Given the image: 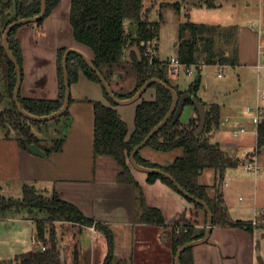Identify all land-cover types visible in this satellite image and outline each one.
<instances>
[{"label": "trees", "instance_id": "16d2710c", "mask_svg": "<svg viewBox=\"0 0 264 264\" xmlns=\"http://www.w3.org/2000/svg\"><path fill=\"white\" fill-rule=\"evenodd\" d=\"M60 0H46V17ZM144 0H71L69 21L72 27L74 39L88 47L92 52V62L100 73L107 79L117 98L132 96L136 90L149 78L158 77L175 88L179 95L188 92L199 100L198 89L201 83V70L195 73L185 90H180L170 78V66L168 59H161L155 54L152 61L145 53L146 46L141 42L151 39L158 47L159 23L148 19ZM181 1L169 3L177 13L181 12ZM197 6L210 7L214 0H197ZM41 0H0V17L3 28L17 18L34 16L40 12ZM148 9V8H147ZM148 11V10H147ZM43 17V18H44ZM42 19L37 23L42 22ZM129 20L126 27L125 21ZM21 25L14 26L8 35L9 47L16 58L22 73V48L16 37V31ZM3 33V32H2ZM238 26L236 24L221 25L205 22L186 20L179 23L178 41L176 42V57L186 64L203 61L205 64L236 65L238 63ZM137 43L140 55L131 54V61L124 57L127 46ZM66 48L57 51V98H31L23 97L20 93L18 100L21 106L36 115L50 114L59 109L64 100L65 87L63 84L62 57ZM156 53V52H155ZM82 71L88 78L96 81L101 86L97 75L87 65L82 56L70 52L67 57V72L69 83L77 80ZM114 75H117L114 78ZM0 78L4 83L3 92L0 94V102H4L0 108V127L5 129L4 137H15L22 148H27L31 143L44 148L48 153L59 150L63 141L62 136L51 140L50 145L43 144L40 138L32 130V124L39 120H33L20 113L13 99L16 83V70L8 57L2 44L0 32ZM131 79V87H125L120 83ZM118 85V87H117ZM149 87L155 89V96L151 100L141 99L135 107L134 128L128 135L125 121L113 107L115 102L108 96L102 86L105 97L110 104L96 100L94 107V152L96 154H109L122 166L118 179L123 182L136 183L130 173L128 157L135 145H137L150 132V130L164 117L172 101L171 92L159 83H152ZM71 98L69 97V102ZM206 119L203 130L196 134L199 125V117L183 123L178 118L172 122V116L155 132L146 145L160 151L172 150L182 147L183 153L175 157L170 163L158 164L144 159L135 154L138 163L160 168L169 173L186 191L206 202L212 213L213 224L239 225L251 229L250 220H231L228 216L221 192L210 196L204 184L200 183L198 176L204 168H212L215 171V185L218 186L224 179L227 167L237 165L240 161L232 157L218 143L211 142L208 133L219 124L220 110L217 103L206 104ZM193 102L188 97L185 105ZM68 108L60 116L59 120L68 116ZM45 121V120H43ZM68 122L64 123L66 131ZM257 140L256 148L264 146V115L256 124ZM12 134V135H11ZM160 178L175 190L174 184L165 176L156 173H147V180L154 181ZM180 192V191H179ZM181 193V192H180ZM194 206L207 214L204 207L194 202ZM140 211L138 220L145 223L165 225L161 211L154 206L145 203L143 196L139 198ZM7 212L25 213L27 218L35 223V236L42 241L45 249L38 247L34 251L20 253L15 256L22 264H62L56 240V231L53 222L56 220L70 221L85 225H94L103 232L107 242V252L102 264H128L124 259L116 256L114 252V234L112 229L103 222L95 221L73 203L60 198L56 192L45 194L34 187L24 184L20 197L4 196L0 193V218ZM44 213V216H32ZM205 226L197 230L190 222H176L172 226V249L175 254L177 248L183 243L203 236ZM191 248H186L180 256L181 264H193ZM9 264V263H8Z\"/></svg>", "mask_w": 264, "mask_h": 264}, {"label": "crops", "instance_id": "0c3cea01", "mask_svg": "<svg viewBox=\"0 0 264 264\" xmlns=\"http://www.w3.org/2000/svg\"><path fill=\"white\" fill-rule=\"evenodd\" d=\"M70 4L71 0H60L42 22H30L18 27L16 37L21 44L23 54L19 93L23 97L57 98L59 48L74 47L92 59L91 50L74 39L69 21ZM128 24L125 21L126 27ZM257 31L258 34L255 32L257 47L250 57L244 56L238 43V62H248L246 67L249 68L245 72L251 75L253 72L257 73L259 79L264 69L257 68L258 62L264 60V53L261 52L263 49L260 47L261 33L264 31L260 32L259 28ZM238 36L237 34V42ZM135 44L137 43L130 44L124 51V57L127 59L126 50L132 48L130 59H127L129 61L131 54L138 56L133 47ZM170 75L173 77L172 82L180 90L188 87L179 84L176 80L178 75ZM122 84H125V81L120 83ZM69 90L71 98L68 103L69 114L60 118L69 123L66 131L61 135L63 138L61 148L48 153L38 145L45 151L43 155L33 153L28 148H22L18 142H13L11 149L14 152L16 175L7 177L6 181L18 186L21 195L24 184L48 195L56 192L60 198L76 205L84 215L108 225L114 234L116 256L124 259L128 264H175L171 240L173 224L186 221L192 223L197 230L204 226L206 228L204 212L162 179L148 181L147 172L133 167L129 158L127 162L130 173L136 183L120 181L118 175L122 171V166L117 160L109 154L94 152L93 102L99 100L110 104L102 86L80 71L77 80L70 83ZM154 96L155 89L148 87L136 101L113 105L125 121L128 135L134 128L136 104L141 99L151 100ZM198 96L206 104L217 103L209 98L204 99L199 94ZM217 104L220 110L219 124L208 133L209 140L218 143L232 157L242 160L244 166L249 160L255 161L252 159L255 155L251 154L256 148V124L248 129L230 113L221 118V107L219 103ZM184 111L186 118L182 119L181 114ZM181 114L180 121L188 122L196 117L195 106L184 105ZM239 124H242L246 130L233 136L232 131L237 129ZM227 125H230L228 129ZM9 139L4 135L0 136V143H5ZM52 139L46 141L40 138L46 145H50ZM138 152L144 159L167 164L181 155L183 149L176 147L172 150L160 151L144 145ZM232 167L226 168L224 179L218 186L215 185V171L212 168H204L198 180L206 186L210 196L216 195L218 191L221 192L231 220L249 221L264 208V205L261 207L257 205L259 194L255 189L244 203L241 195L236 197L238 189H245V186L243 180L239 178L238 170ZM254 179L256 181L258 177L254 176ZM141 195L147 205L157 207L161 211L165 225L138 220ZM18 220L30 221L35 228L34 221L24 215H20ZM53 224L62 264H69L68 261L71 264H102L107 252V242L102 231L94 225L70 221L56 220ZM258 226L247 229L239 225L212 223L207 240L191 248L193 264H264V230L258 229ZM34 236L35 232L32 238ZM64 243L67 256H69L67 249L69 246L74 255L67 257L68 261L63 256Z\"/></svg>", "mask_w": 264, "mask_h": 264}, {"label": "rangeland", "instance_id": "374dc122", "mask_svg": "<svg viewBox=\"0 0 264 264\" xmlns=\"http://www.w3.org/2000/svg\"><path fill=\"white\" fill-rule=\"evenodd\" d=\"M173 1L179 0H144L143 2L148 19L159 23L158 47L155 53L157 57L167 59L176 56L177 47L175 43L178 41V26L180 22L186 20L221 25L236 24L239 32L238 43L244 52V56L250 57L256 50L255 32L258 34L259 23L264 27V0H214V5L210 7L195 5L197 0H180V13H177L174 7L169 4ZM126 22L128 24L129 20ZM3 30V21L0 17L1 37ZM260 45L264 49V32L261 33ZM247 63L239 61L234 66L205 64L201 69V83L197 93L204 99L209 98L220 104L221 118L229 113L234 114L233 116L237 117V120L249 129L255 123L252 122L251 113L246 107L257 104L264 106V100L260 99L258 92L259 87H264V69H262L261 77L257 79V73L253 72L251 75L245 72L249 68L246 67ZM194 76L195 74L188 76L181 70L176 80L182 87H186ZM170 78L173 79L171 75ZM127 81L128 83H126ZM127 81L125 80V87H131V79L128 78ZM3 88L4 83L0 78V94L3 92ZM3 104L4 102L1 101L0 108ZM181 118H186V111L181 114ZM64 123L62 119L39 121L32 124V130L43 140L52 139L63 134ZM229 127L230 125L226 126L227 129ZM4 133L5 129L0 127V136H3ZM9 138V141L0 143V193L6 197L11 195L18 197L21 195L19 187L6 181L7 177L16 175L14 152L11 148L13 142H17V140L12 136ZM251 155H255L252 159H255L260 167L257 173L247 169L240 159V162L232 167L238 170L239 178L243 180L245 186V189H238L236 197L241 195L244 198L242 200L244 203L248 201L251 191L255 189L259 194L257 205L261 207L264 205V146L255 148ZM239 156L243 157L241 154ZM254 176L258 177L256 181ZM238 202L240 201L238 200ZM20 215L28 217L23 212H7L0 218V264H22L15 259V256L38 248V244L32 240L35 228L30 221L21 222L18 220ZM32 216H44V213H37ZM257 219V226L260 225L257 228L264 230L262 227L264 226V216H258ZM63 246L64 258L74 257L71 246L67 247L69 256L65 251V243ZM68 263L71 264L69 261Z\"/></svg>", "mask_w": 264, "mask_h": 264}, {"label": "water", "instance_id": "95a60500", "mask_svg": "<svg viewBox=\"0 0 264 264\" xmlns=\"http://www.w3.org/2000/svg\"><path fill=\"white\" fill-rule=\"evenodd\" d=\"M46 13V0H41V8H40V12L34 16H29V17H19L17 19H15L14 21L10 22L3 30L2 33V44L4 46V49L8 55V57L10 58V60L12 61L13 65L15 66V70H16V83L14 86V92H13V99L16 105L17 110L22 113L25 117L29 118V119H33V120H39V121H43V120H49V119H53L54 117L60 116L61 114L64 113V111L68 108V103H69V97H70V90H69V80H68V72H67V57L68 54L70 52H75L77 54H79L80 56L83 57V59L85 60V62L87 63V65L91 68L92 71L95 72V74L97 75L98 79L100 80L102 86L104 87L105 91L107 92L108 96L116 103V104H123V103H130L133 101H136L137 99H139L142 95V93L146 90V88H148L150 86V84L152 83H159L162 86H164L166 89H168L171 94H172V101L170 104V108L168 109V111L166 112V114L164 115V117L150 130V132L143 138V140H141L137 145H135L133 147V149L131 150L130 154H129V162L130 164L135 167L136 169H139L141 171L147 172V173H156V174H160L165 176L166 178H168L173 184L174 186L187 198L192 199L194 202H197L199 204H201L207 214V225L205 228V232L203 234V236L187 241L185 243H183L182 245H180L177 248V251L175 253V257H174V263L175 264H181L180 262V256L181 253L188 247H192L193 245H196L198 243H202L205 240H207L209 234H210V230L212 227V213L211 210L209 208V206L206 204V202L200 198L195 197L194 195L190 194L188 191H186L169 173H167L166 171L157 168V167H150V166H145L142 165L140 163L137 162L136 158H135V154L140 150V148L144 145H146L147 141L149 140V138L155 133L157 132L169 119L170 116H172V122L176 121L181 112L182 109L185 105V101L188 97H190V99L193 102V105L195 106L196 110H197V114L199 117V125L198 128L195 130L196 134H199L204 127L205 124V119H206V112H205V107L202 104V102L195 96V95H189L188 92H184L181 95L178 94L177 90L175 88H173L171 85L167 84L166 82H164L163 80H161L158 77H151L149 79H147L137 90L136 92L127 98H117L115 96V94L113 93L110 84L108 83L107 79L100 73V71L94 66L92 60L90 58H88V56H86V54L81 51L80 49L71 47V48H66V50L64 51L63 57H62V70H63V84L65 87V93H64V100L63 103L61 105V107L55 111H53L50 114H44V115H36L33 114L31 112H28L27 110H25L19 100H18V95H19V90H20V84H21V70L20 67L16 61V58L14 57L9 44H8V35L10 30L16 26V25H22V24H26V23H30V22H37L38 20L42 19L44 17ZM134 49L136 50L138 56L140 55V50L137 46V44H135ZM132 48H128L126 50V55H127V59H130V51ZM114 77H116V75H114ZM27 148L33 152V153H40V154H45V151H43L37 144L35 143H31L27 146Z\"/></svg>", "mask_w": 264, "mask_h": 264}, {"label": "built area", "instance_id": "2783aa9c", "mask_svg": "<svg viewBox=\"0 0 264 264\" xmlns=\"http://www.w3.org/2000/svg\"><path fill=\"white\" fill-rule=\"evenodd\" d=\"M258 28L260 32L264 31V27H262L260 24H258ZM142 44H145L146 46V54L149 56V61H152L153 55L156 52L155 49V42L154 40H147L146 42L142 41ZM262 53H264V49L261 50ZM168 64L170 66V73L177 76L179 75L180 71L183 70L185 72L186 75L190 76L195 74L198 70H201L203 68V66L205 65V63L203 61L197 62V63H190V64H186V63H182L176 56L170 57L168 59ZM222 66V65H220ZM257 68H264V60L258 62L257 64ZM258 92H259V97L261 100H264V87H259L258 88ZM246 109L251 113V120L253 121V123L257 124L260 119L262 118V116L264 115V106H261L259 104H257L256 106H247ZM246 128L242 125L239 124L238 128L232 131L233 136H237L239 133L245 131ZM245 167L247 169H251L254 172H258L259 170V166L257 165L256 161H252L249 160L245 163ZM262 217L264 216V208L260 209L256 215L250 220L251 225L253 226H257L258 224V219L257 217ZM93 228V226H92ZM33 242L37 243L38 246L41 249H45V245L42 243V241L38 240L36 238V236H34L32 238Z\"/></svg>", "mask_w": 264, "mask_h": 264}]
</instances>
